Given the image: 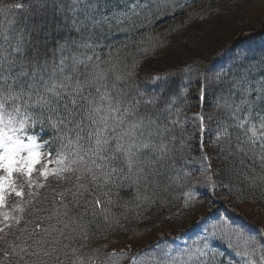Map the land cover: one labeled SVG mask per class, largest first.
Instances as JSON below:
<instances>
[{
	"label": "snow or ice",
	"instance_id": "1",
	"mask_svg": "<svg viewBox=\"0 0 264 264\" xmlns=\"http://www.w3.org/2000/svg\"><path fill=\"white\" fill-rule=\"evenodd\" d=\"M118 3L119 0H30L27 6L0 4L3 17L0 21V209H8L10 197L23 198L25 186L43 188L52 182L61 189L56 194L65 208L64 200L70 196L69 203L74 206L83 201L85 213L90 206L107 213L106 206L114 203L112 195L119 196V191L125 188L134 190L133 200L139 202L137 208L155 205L156 200L146 190L156 184L160 166L172 152L170 141L165 139L170 130L157 123L160 95L126 91L120 85L132 73L118 74L116 65L103 60L96 52L101 33L106 29L110 32L114 28L135 27L142 16L152 14V5L125 0L121 9ZM169 4L170 0H156V13L168 10ZM14 9L26 13L23 19L10 16ZM239 67L240 72L231 78V88L242 98L233 114L247 105L249 118L237 117L236 126L244 129V139L237 137L236 153L248 157L251 152L250 158L258 162L260 168L258 174L242 172L239 176L246 189H259L264 197V116H260L258 124L250 120L251 108L264 102V77L252 88L249 76L253 68L243 63ZM185 71L193 69L188 67ZM199 74L209 86L223 83L228 77V73L213 67ZM204 92L202 88L201 98ZM253 92L257 93L255 100L249 99ZM218 107L232 108V105L225 101ZM197 119L203 133L205 116L200 114ZM36 129L46 131L54 140H44ZM227 136L225 127L218 133L217 141ZM200 147L203 150L202 136ZM207 167L210 171L211 164ZM249 168L255 173V167ZM37 174L45 183L34 179ZM208 180L211 182L212 177ZM66 184L70 187H63ZM188 199H191L190 194ZM184 206L188 207V200ZM14 210L23 212L24 208L17 205ZM64 215L67 216V212ZM108 219L105 215V220ZM209 220L213 222L206 223ZM9 221L19 224L20 218L7 210L0 211L3 225L0 233L11 228ZM110 222L119 223L115 218ZM71 225L69 217L64 228ZM191 228L203 234H198L180 255H173L171 248L162 249L159 259L153 257V264H208L201 257L208 255L204 249H210L209 241L217 237H235L245 246L256 243L254 236L246 234L226 215L213 217L205 213L190 225ZM44 231L51 239L35 241L37 250L31 254L38 261L41 253L51 257L53 252H63L68 247L63 240L74 239L63 229ZM72 232H76L75 227ZM80 235L85 240L88 238L83 227ZM160 243L163 241L155 247L159 248ZM46 244H51V249L45 248ZM20 251L26 252V249ZM247 254L237 252V255ZM146 255L133 256V264H144L142 257ZM116 256L115 252L97 250V255L89 257V261L90 264H115ZM79 264L84 261L80 260Z\"/></svg>",
	"mask_w": 264,
	"mask_h": 264
},
{
	"label": "trees",
	"instance_id": "2",
	"mask_svg": "<svg viewBox=\"0 0 264 264\" xmlns=\"http://www.w3.org/2000/svg\"><path fill=\"white\" fill-rule=\"evenodd\" d=\"M121 2L123 4L118 6L123 9L125 0ZM132 2L134 0H127V3ZM16 3L27 6L30 0H0V4ZM145 3L152 5V14L146 18L142 16L135 27L114 28L110 32L106 29L99 36L96 51L103 60H110L116 65L118 74L132 73L120 85L126 91L132 90L134 94L142 88L144 90L141 92L148 96L160 95L157 123L161 128L166 126L170 130L165 139L170 141L172 152L160 166L156 184L146 190L156 200L155 205L137 208L139 202L133 200L134 190L125 188L119 191V196L112 195L114 203L106 206L107 213L91 206L85 213L83 201L74 206L69 203L72 200L70 196L64 200L67 204L65 208L61 204V197L56 194L61 189L52 182L41 189L23 222L0 244V264H39L40 261L46 264H79L80 260L90 264L89 257H95L97 250L100 253L115 252V264H123L128 259V251L145 249L152 250L148 256L153 264V257L159 259L161 250L169 245V235L190 229L194 221L210 213L208 209L211 205L217 203V206L224 201L222 196H226L229 204L240 211L238 216L226 209L223 215L228 216L246 234L254 236L256 243L245 246L235 237H217L215 248L227 255L221 261H215L212 257L203 260L208 264H248L239 260L229 263L232 249L252 253L254 246L261 243L258 236L264 235V197L259 189H246L239 176L242 172L258 174L260 168L258 162L254 163L250 158L251 152L248 157L236 153L237 137L244 139V129L236 126L237 117L241 120L249 118V108L244 105L233 114L235 105L242 97L231 88V78L240 72L241 63L253 68L249 76L252 88H256L257 81L264 77V24H261L264 0H255V3L253 0L170 1L169 9L158 13L156 0H146ZM12 13L21 19L26 15L22 10L14 9ZM0 21H3L2 16ZM246 32L249 33L246 35ZM162 53L163 56L158 58ZM188 67L193 71H185ZM207 67L228 73V77L223 83L206 85L199 73ZM156 77L162 79L158 81ZM202 88L205 89L203 98ZM256 95L253 92L249 99L255 100ZM216 99L227 100L232 108L218 107L222 103ZM167 104L171 106L169 111L165 109ZM250 111L251 122L258 124L260 116H264V102L257 103ZM195 113L205 116L203 133L200 132V121ZM225 127L228 136L217 141L218 133ZM46 134L48 140H54L49 133ZM201 136L203 150L200 147ZM258 144L259 141L257 150ZM53 147H56L55 143ZM209 164L210 171L207 167ZM249 166L255 167V173L250 171ZM209 176L212 177L211 182ZM185 200H188L187 208L184 206ZM223 208L228 207L224 205ZM105 215H108V220H105ZM69 217L72 218V225L64 228V222ZM113 218L119 223H111ZM73 227L76 228L74 233ZM81 227L87 233L86 240L80 235ZM53 228L63 229L66 235L71 234L74 239L63 240V244L68 245L63 252H53L51 257L41 253L38 261L31 254L37 250L35 241L51 239L44 230L51 232ZM53 234L58 236V233ZM161 241L160 247H155ZM44 247L51 249L52 246L46 244ZM21 248L26 252H21ZM261 248V255H252L256 261L264 257V244ZM72 249L77 251L74 253Z\"/></svg>",
	"mask_w": 264,
	"mask_h": 264
},
{
	"label": "rangeland",
	"instance_id": "3",
	"mask_svg": "<svg viewBox=\"0 0 264 264\" xmlns=\"http://www.w3.org/2000/svg\"><path fill=\"white\" fill-rule=\"evenodd\" d=\"M121 1H122V0H120V2H119L118 5L123 4ZM253 1H254V3H255V0H253ZM254 3H253V4H254ZM256 9H257V8H256ZM262 14H263V15H261V24H264V12H263ZM11 15H17V14H16V13H11L10 16H11ZM248 33H249V32H246L245 34L247 35ZM96 52H97V51H96ZM162 56H163V53L160 54V55H158L157 57H158V58H161ZM194 70H196V68H194ZM214 85H216V84H214ZM143 90H144V89H142V88L138 89V91H143ZM176 98H177V97H176ZM216 101H218V102L224 104L225 101H227V100L216 99ZM235 106H236V105H235ZM170 107H171V106H170L169 104H167V105L165 106V109H166L167 111H169V110H170ZM157 109H158V108H157ZM234 111H235V109L233 110V112H234ZM53 167H54V165H53ZM34 179H35L37 182H39V183H44V181L42 180V178L39 177L38 174L34 177ZM39 189H40V187H32V188H28L27 186H25V188H24L25 196H24L23 198H19V197H10V198H9V201H8V204H9L8 209H0V211L7 210V211L10 212L11 215L16 216V217H19L20 219H22L21 217L26 213V211H27L29 205H32V203H33V196H34V195H29V193H36ZM222 197H223L224 201H223V202H220V203L218 204V207H217L218 209L222 208V204H223V203H224V204H227V202H228L226 196H222ZM17 205H19L20 207L24 208V211H23V212L15 211L14 209L16 208ZM230 208L233 209V210H235V211H237L238 213L240 212L238 209H236V208H234V207H230ZM212 209H213V211L215 212V206H214V205H212ZM246 209H248V207H247ZM220 210H221V209H220ZM252 220H253V221H256V220H254V219H252ZM256 222H257V221H256ZM261 222H263V221L261 220ZM9 223H11V225H12L10 229H12L13 227H15V226L17 225V223H16L15 221H9ZM260 225H261V224H260ZM0 227H3V225L0 224ZM7 230H8V229H5V232H4V233H0V237H4L5 234H6V232H7ZM157 234H159L158 231H157ZM262 236H264V235H262ZM196 237H197V235H196ZM193 238H194V235H193V234H184V236H182V235L180 234V235L174 237V238H173V239H174V243H173V245L171 246V249L173 250V255H180V254L182 253L183 249H185L186 247L192 245V243H193V241H194ZM2 239H3V238H2ZM199 243L202 245V244H203V241H200ZM209 244H210V249H204V251H206L208 254H211V253L213 254L214 249H213V247H212V242H211V240L209 241ZM259 254L261 255V251H260V250H259ZM255 264H264V258L259 259L258 262L255 263Z\"/></svg>",
	"mask_w": 264,
	"mask_h": 264
}]
</instances>
